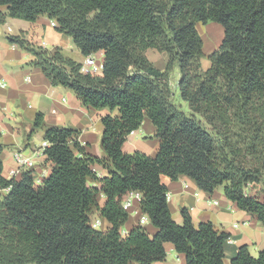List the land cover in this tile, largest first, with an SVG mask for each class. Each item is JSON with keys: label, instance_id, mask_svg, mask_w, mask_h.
I'll return each instance as SVG.
<instances>
[{"label": "trees", "instance_id": "obj_1", "mask_svg": "<svg viewBox=\"0 0 264 264\" xmlns=\"http://www.w3.org/2000/svg\"><path fill=\"white\" fill-rule=\"evenodd\" d=\"M0 6L7 7L1 22L47 15L85 57L103 51L101 73L84 74L82 63L60 48L33 44L23 31L8 37L83 105L119 110L102 117L105 158L86 151L75 138L78 130L48 126L44 153L53 167L40 183L35 169L4 176L6 145L0 142V189L8 190L0 197V264H155L166 259L167 242L186 264H225L230 234L211 221L195 226L186 208L177 223L161 176L187 175L209 192L222 186L229 200L264 223V0H0ZM209 21L223 26L224 37L204 68L197 24ZM149 50L166 54L164 68ZM177 66L189 113L174 102L170 79ZM146 117L160 140L157 154L125 153L128 136ZM46 126L39 112L33 132ZM95 164H111L109 176L98 177ZM250 184L261 190L248 193ZM131 191L142 193L141 210L157 228L154 235L142 225L122 234L130 218L122 197ZM93 212L111 227L94 228ZM231 264H264V249L255 257L242 245Z\"/></svg>", "mask_w": 264, "mask_h": 264}, {"label": "crops", "instance_id": "obj_2", "mask_svg": "<svg viewBox=\"0 0 264 264\" xmlns=\"http://www.w3.org/2000/svg\"><path fill=\"white\" fill-rule=\"evenodd\" d=\"M0 11L7 13V7L0 6ZM56 26V21L47 15L39 16L36 21L9 16L5 17L4 22L0 21V131L2 133L0 142L6 145L2 152V159L3 174L7 178L11 168L15 167L14 154L16 151L25 153V150L29 151L28 156L39 163L35 173L37 182L40 183L49 175L53 164L47 161L42 148L48 126L78 130L79 133L75 138L88 153L100 158L107 157L101 146L104 129L102 117L106 114H118L119 110L96 109L83 105L73 90L62 85H53L42 69L31 63L34 60L33 54L17 44H12L8 39L9 36L23 31L30 42L43 46L47 50L54 51L60 48L63 54L64 50L79 53L80 50L72 37L59 32ZM149 51L147 54L152 60ZM95 54L103 55L104 52L99 51ZM84 58L85 56L82 55V59L74 60L82 63ZM178 79L175 82L171 81L176 93L179 92ZM39 112L44 115L47 126L33 132ZM155 131V125L146 117L141 127L128 136L123 145V151L127 154L143 152L155 156L160 146V140L154 137ZM39 139L40 143H38ZM108 166L95 164L97 176H109L111 164ZM161 181L168 188L169 207L177 223H183L182 210L186 208L195 226L211 221L218 230L230 234L224 244L225 264H231L242 245H247L253 255L264 249V223L255 214L240 209L235 202L229 200L222 186L212 192L205 191L187 175H180L176 180L162 175ZM88 183L91 186H97V181L94 179H89ZM7 192L8 190L0 189V197ZM105 201V194L100 193L98 204L102 205ZM134 209H138L139 212L133 213L128 210L130 218L123 225L122 234L126 235L133 227L142 225L150 235H154L157 228L149 217L145 224L140 223L142 214H145L141 210V201L135 202ZM96 210L95 208L94 211ZM101 220L99 230L105 231L111 227L106 219L101 218ZM165 247L166 259L155 264H186L185 255L177 252L171 242L165 243Z\"/></svg>", "mask_w": 264, "mask_h": 264}, {"label": "rangeland", "instance_id": "obj_3", "mask_svg": "<svg viewBox=\"0 0 264 264\" xmlns=\"http://www.w3.org/2000/svg\"><path fill=\"white\" fill-rule=\"evenodd\" d=\"M197 27H198V30L201 33L203 40H204L205 57H203V59H202L203 60V66H204V68H208L210 66L209 55L220 47L222 40H223V37H224V29H223V26L221 24H219L215 21H209L207 24L199 22L197 24ZM149 53H150V56H151L153 62L158 67L164 68L165 63H166V58H167L166 54L161 53V52L156 51V50L149 51ZM64 54H65V56H68V57H71V58L77 59V60L82 59V55H83L80 51H79V53H75V52L73 53L70 50H64ZM103 56H104V54L103 55H96V54L94 55V57L101 62L103 61ZM179 72H180L179 67L177 66L171 75L170 80L172 82H175L179 78ZM174 92H175V89H174ZM174 102L177 106L182 108L185 112H188V113L190 112V108H189L188 103L182 99L179 92H177V93L175 92ZM40 141L41 140L39 139L38 143H40ZM28 153H29V151L25 150V154L27 155ZM38 164L39 163H37V166H38ZM36 168H38V167H36ZM259 190H261V189H260V186H258V185L250 184L247 187L248 193L255 194ZM91 217L93 219H96L99 216L96 212H93L91 214ZM100 228H98V229H100ZM258 255H259V252L254 253L253 256L256 257Z\"/></svg>", "mask_w": 264, "mask_h": 264}, {"label": "built area", "instance_id": "obj_4", "mask_svg": "<svg viewBox=\"0 0 264 264\" xmlns=\"http://www.w3.org/2000/svg\"><path fill=\"white\" fill-rule=\"evenodd\" d=\"M103 62L97 60L94 55L86 56L81 64V72L84 74H99L102 71ZM50 145L49 141L42 142V148L45 150ZM15 167L11 168L9 172V178L18 177L24 170L35 169L37 171V163L33 157L26 155L23 151H16L14 154ZM96 171V169L94 168ZM142 200V193L140 191H131L123 195L122 206L126 210H131L133 213H138V209H134L136 201ZM148 220V216L142 214L140 223L145 224ZM91 225L98 229L101 227V218L98 217L90 220Z\"/></svg>", "mask_w": 264, "mask_h": 264}]
</instances>
